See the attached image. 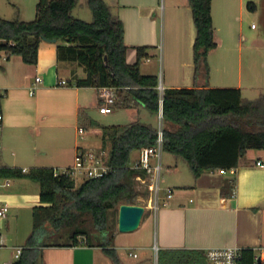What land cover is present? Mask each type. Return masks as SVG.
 <instances>
[{
  "label": "crops",
  "instance_id": "1",
  "mask_svg": "<svg viewBox=\"0 0 264 264\" xmlns=\"http://www.w3.org/2000/svg\"><path fill=\"white\" fill-rule=\"evenodd\" d=\"M113 5L119 7L117 16L123 23L127 63L132 64L136 61V47L139 46L146 47L144 61L147 63L156 61L151 70L146 68L144 70L141 62L142 74L157 77V64L158 61H164L165 50L168 61L174 58L177 42L171 33L177 28L178 16L183 17L189 44L192 46L195 29L188 0H163L160 11L162 26L165 29L167 16L171 33L166 42L167 49L162 34L160 53L157 51L160 44L156 37L158 12L161 8L159 0H110V6ZM235 10H238L239 15H235ZM232 14L239 21L240 29L243 27L242 15L250 21V24H247V40L253 51L261 56L263 54L261 50L264 51V0H211L216 47L209 51L208 55L224 44V40L217 35V30L225 28L229 33L232 32L233 28L229 23ZM243 38L245 36L240 34V39ZM58 45L60 44L57 42L44 40L43 43L40 42L37 62L33 65L24 63L18 55H10L7 58L0 52V169L28 173L35 168L54 170L73 168L78 154L93 155L99 166L104 165L105 159L97 154L98 148L99 150L102 148L99 153L105 155L106 147L102 146V142L101 145L88 148L79 147L77 144L81 113L86 115V119L93 120L87 110L96 106L99 111L102 105L99 89L75 85V81L84 79L86 74L76 62L57 59ZM129 47L135 51H130ZM147 49L151 50L150 54L147 53ZM261 65L264 67V63ZM186 67L187 69L177 78H165L164 72L162 75L159 74L160 96L165 88L194 86L235 87L243 92L240 82L235 86H212L204 75L194 78L193 62L192 65L187 63ZM253 67L249 75L253 76V80L261 81L259 73ZM36 77L41 78L39 83L35 82ZM72 77H76L73 82ZM62 80L65 81L64 84H61ZM125 110L130 123L141 119L145 108L142 105H135ZM156 117L159 118V113ZM163 125L162 119L159 118L158 127ZM82 130L86 131L84 128ZM93 134L98 135L95 132ZM137 151L140 150L132 153ZM257 161H261L262 165H257ZM133 165L134 163L130 166ZM76 173L84 176L83 179L86 178L84 171L73 170L71 175L76 184ZM231 178L235 180L233 194L222 201V186L224 181ZM168 189L171 190V196L168 198L166 195L162 207L159 208L158 203L156 209L141 218L140 224L144 220L151 226V231L135 235H131V232L123 233L126 234L122 235L126 236L123 242L115 243L118 239L116 229L108 246H101L96 238H93L95 241L89 245L69 246L59 243L35 246L34 249L41 251L40 264H157L158 250L161 249L206 251L208 248L227 246L239 249L252 248L255 254L256 250H260L259 257H264V150L248 149L234 173L229 170L206 171L198 178H194L192 184ZM39 193V183L28 177L0 176V205L8 207L6 216L0 218V264H11L16 260L14 257L16 249L26 247L27 238L32 230L33 208L45 205L40 201ZM150 207L148 204L145 209L150 210ZM154 226L156 234L153 241ZM127 238L128 243L125 241ZM7 246L15 249L9 262L1 256V247ZM124 248H129V251L127 254H120L119 250ZM106 249L114 250L115 259L106 252Z\"/></svg>",
  "mask_w": 264,
  "mask_h": 264
},
{
  "label": "trees",
  "instance_id": "2",
  "mask_svg": "<svg viewBox=\"0 0 264 264\" xmlns=\"http://www.w3.org/2000/svg\"><path fill=\"white\" fill-rule=\"evenodd\" d=\"M78 0H38L32 21L0 18V52L18 55L26 64H36L41 41L55 39L59 61L76 62L86 76L76 86L111 87L115 107L142 105L152 114H162V151L179 157L194 178L203 172L236 169L248 149L264 150V93L256 100L243 97L235 87L165 88L160 96L158 78L140 72L146 47H136V61H126L123 23L104 0H87L92 21L71 14ZM195 37L192 44L194 78H207V55L216 47L211 0H188ZM196 79V78H195ZM101 136L108 147L106 173L85 178L79 185L71 174L53 175L52 168L0 169V176L28 177L40 185V201L33 208L32 230L20 257L11 264H40L35 246L59 245L68 234L69 246L89 245L93 238L101 246L113 239L109 214L119 204H135L140 194L135 178L144 170L130 166L135 150L156 145L158 129L139 120L125 125L100 126L88 119L80 126ZM95 130V131H94ZM235 180L224 181L221 200L231 196ZM84 238V240H81ZM104 239L107 241L104 242ZM115 259V252L106 249ZM252 248L240 249L239 264H257ZM157 264H207L205 251L196 249L158 250ZM259 264H264L260 257Z\"/></svg>",
  "mask_w": 264,
  "mask_h": 264
},
{
  "label": "rangeland",
  "instance_id": "3",
  "mask_svg": "<svg viewBox=\"0 0 264 264\" xmlns=\"http://www.w3.org/2000/svg\"><path fill=\"white\" fill-rule=\"evenodd\" d=\"M106 3L110 4V0H104ZM38 0H0V17L6 20H13L19 19L21 21H32L35 18L36 14V4ZM160 7L159 8V17H158V30H157V39L160 45H158L157 51L160 53L162 51L161 45L163 43L162 34H164L163 38H165V49H167L166 42L170 36V28L167 22L168 17L165 18V29L163 25L162 18L160 17V11L163 6V0H159ZM118 6L113 5L111 6L112 13L117 16L118 13ZM74 18L83 20L85 22L92 21V13L87 4V0H78L76 6L72 9L71 12ZM235 15H239L238 10H235ZM235 15L229 18L230 26L232 25V32L229 33L222 28L221 30H217V35L224 40V44L219 46L207 56V80L212 86H235L238 82H240L241 87L243 89L242 95L244 98L248 100H256L260 94L264 93V67L261 63H264V51L261 50L263 53L261 56L257 55V52L250 47V44L247 40V24H250L249 20H246L243 15L241 16V23L243 27L239 28V21L235 19ZM120 19V18H119ZM260 20L263 21V18ZM177 28L171 33L175 36L176 44L174 53L175 56L173 59L168 61L166 50L164 51V61H158L157 64V77L159 79V74L162 75L164 72L165 78H177L182 74V71L187 69L186 64L192 65L193 57H192V46L189 44L187 28H185V23L183 21V17H179L176 22ZM174 25V27L176 26ZM217 25V21H216ZM173 27V26H172ZM240 34H243L245 38L242 40L240 39ZM241 41V42H240ZM43 43V41H41ZM240 42V45H239ZM57 44H61L60 41ZM240 46V47H239ZM130 51L132 50L129 47ZM147 53L150 54L151 50L147 49ZM146 58L143 57V69L151 70L156 65V61H150L147 63L144 61ZM251 64V66H250ZM253 64V65H252ZM254 66V70L259 73V79L261 81L253 80V76L249 75L250 69ZM251 67V68H250ZM156 68V67H155ZM154 70V69H153ZM76 77H72L71 81L73 82ZM263 84V85H262ZM165 85V83H164ZM144 117L142 116L139 119L140 122L150 124L155 128H159V118L156 117V114L150 113L148 110H143ZM86 112V110H84ZM91 118L97 122L100 126H112V125H125L128 123L126 110L124 107L119 108H112V110L106 114H101L98 111V108L91 107L87 110ZM86 115L81 113L79 117L78 125H83L86 123ZM101 137L95 135L89 131H84L81 134L77 135V144L79 147H91L93 145H101ZM102 148L99 150L97 154L103 159L106 158L108 147L105 148V155L102 154ZM101 158V160H102ZM135 159L139 160L140 153L139 151L134 152L130 155V165L135 163ZM149 165L153 166L157 164V158L153 157L149 159ZM75 164V163H74ZM77 172V171H76ZM84 176L81 174L76 173L77 184L79 185L84 179ZM141 177V176H140ZM153 177L149 174H145V176L141 177V179L135 178V185L137 191L140 192L139 195L136 196L134 202L135 205L140 206H148L151 205L150 210L144 211V216L152 212L156 206V200L154 199V194L151 191V185L153 183ZM193 175L184 160L179 157H175L174 155L164 152H161V161H160V173L158 177V185H159V192H158V203L159 208L162 207L163 200H166L167 189H177L183 184H192L193 183ZM76 183V180H75ZM188 189V187H184ZM118 207L117 205L114 210H112L109 214V227L111 231H115L117 229V218H118ZM144 220L139 225V227L131 232V235L135 234H144L148 231H151V226ZM148 230V231H147ZM156 228L153 227V241L155 240ZM126 235L118 231L116 237H118L115 243H122L124 237ZM68 234H64L62 237L58 238V243H67L68 242ZM130 238V237H129ZM84 240V238H81ZM92 241H95L92 239ZM107 241L104 239V242ZM128 243V238L125 239ZM126 243V242H125ZM155 244L154 242L152 243ZM1 256L6 261L9 262L13 257V251L10 247H1ZM129 248H124L119 250L120 254H127ZM154 251V249H153ZM261 253L260 250H256V255L259 256Z\"/></svg>",
  "mask_w": 264,
  "mask_h": 264
},
{
  "label": "built area",
  "instance_id": "4",
  "mask_svg": "<svg viewBox=\"0 0 264 264\" xmlns=\"http://www.w3.org/2000/svg\"><path fill=\"white\" fill-rule=\"evenodd\" d=\"M41 81L40 77L35 78V82L39 83ZM65 81L62 80L61 84H64ZM162 90V87H160ZM32 94V91H30ZM116 91L114 88L111 87H102L99 88V99L102 101V105L99 107V112L102 114H106L112 110L114 103L116 101ZM159 118L162 119L161 110L159 111ZM0 124H1V114H0ZM78 133H83L82 128L78 129ZM162 152V127L158 128V137L155 146L142 148L140 149V158L137 160L133 168L138 170H144L146 174L151 175L153 178V183L151 185V191L154 194V199L156 200L155 209L158 207V177L160 173V158ZM151 157L157 158L156 165H149V159ZM98 160L93 155H82L78 154L75 158V166L73 168H63L59 170H54L53 175L57 176L59 174H71L73 170L84 171V175L87 178H97L102 176L107 171V167L104 165L99 166ZM257 165H262L261 161L256 162ZM25 171V170H23ZM224 172L225 170H220ZM231 173L235 172V169L229 170ZM138 179H141L140 176H137ZM171 190H167V197L170 198ZM8 211V207L6 205H0V218H4ZM22 248L16 249L14 257L17 259L20 257L22 253ZM135 256V254H133ZM205 257L207 264H239V257H240V249L234 246H227V247H214L208 248L205 251ZM257 257V256H256ZM256 259V258H255Z\"/></svg>",
  "mask_w": 264,
  "mask_h": 264
},
{
  "label": "water",
  "instance_id": "5",
  "mask_svg": "<svg viewBox=\"0 0 264 264\" xmlns=\"http://www.w3.org/2000/svg\"><path fill=\"white\" fill-rule=\"evenodd\" d=\"M47 42H56L55 39L45 40ZM145 207L135 204H119L117 230L121 233L132 232L136 230L141 222ZM260 257H256V263L259 264Z\"/></svg>",
  "mask_w": 264,
  "mask_h": 264
}]
</instances>
